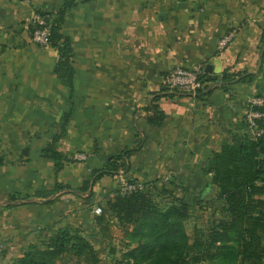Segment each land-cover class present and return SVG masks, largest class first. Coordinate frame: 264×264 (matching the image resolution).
Returning <instances> with one entry per match:
<instances>
[{"label":"crops","instance_id":"0c3cea01","mask_svg":"<svg viewBox=\"0 0 264 264\" xmlns=\"http://www.w3.org/2000/svg\"><path fill=\"white\" fill-rule=\"evenodd\" d=\"M66 1L60 32L72 48L71 86L55 72L56 49L29 35L33 12L53 18ZM0 30V264L43 247L64 226L102 246V264L132 262L136 225L94 221L120 174L164 186V194L149 189L162 207L187 203L185 230L190 219L193 230L207 228L209 209L197 204L214 194L207 160L245 132V101L264 94V0H0ZM175 66L256 77L227 88L206 82L186 95L167 89ZM54 137L57 172L42 153ZM115 158L123 167L108 170Z\"/></svg>","mask_w":264,"mask_h":264},{"label":"trees","instance_id":"16d2710c","mask_svg":"<svg viewBox=\"0 0 264 264\" xmlns=\"http://www.w3.org/2000/svg\"><path fill=\"white\" fill-rule=\"evenodd\" d=\"M71 4L66 1L53 18L47 17L45 26L49 30L48 45L56 49L58 60L55 72L61 81L71 86L73 69L70 39L60 32L65 9ZM32 27L29 24L31 38ZM264 47V30L261 34ZM264 61V49L261 54ZM253 74H230L220 77L202 72L200 80L206 84L219 83L227 88L233 82H252ZM206 86V85H205ZM202 90V89H201ZM199 90V91H201ZM256 97L264 94L257 92ZM68 113L62 118V129ZM159 116L151 120L157 124ZM262 133L251 138L246 131L224 142L218 151L210 154L205 172L211 174L214 194L210 199L198 201L211 215L207 228H195L194 236L186 233L184 222L190 217L189 205L177 200L162 207L154 200L149 190L130 195H115L101 207L95 223L106 226L112 219L117 224H135L133 233L138 245L128 252L132 262L126 264H201L203 261L216 264H264V119L258 121ZM245 126V124H244ZM58 137H54L43 149L44 156L53 159L55 172L62 167V155L56 149ZM128 149L125 153H131ZM123 167L116 158L107 169L116 171ZM97 171H94L96 173ZM96 175L95 178L99 177ZM89 181H84V190ZM62 188L61 185H59ZM163 192H168L164 186ZM103 225V226H102ZM11 264H102L96 248L80 231L69 226L58 229L43 247L31 245Z\"/></svg>","mask_w":264,"mask_h":264},{"label":"built area","instance_id":"2783aa9c","mask_svg":"<svg viewBox=\"0 0 264 264\" xmlns=\"http://www.w3.org/2000/svg\"><path fill=\"white\" fill-rule=\"evenodd\" d=\"M29 23L32 27L31 41L42 46L48 45L49 30L45 26L44 18L37 12H33ZM228 40V36L222 38L218 43V48L221 49ZM202 72H204L203 66H197L192 69L175 66L166 75L165 83L167 89L181 94L193 95L204 87L203 82L199 78ZM261 119H264V99L256 96L248 97L245 101L243 121L245 131L249 137L254 139L261 135L262 129L258 124V121ZM75 157L82 160L85 158V155L83 153H76ZM167 180L168 176L164 177L163 181L166 182ZM149 189H152V187L145 181L139 179L128 180L122 174L119 175L117 192L121 196ZM93 213L96 215L101 214V207L98 205L95 206Z\"/></svg>","mask_w":264,"mask_h":264},{"label":"rangeland","instance_id":"374dc122","mask_svg":"<svg viewBox=\"0 0 264 264\" xmlns=\"http://www.w3.org/2000/svg\"><path fill=\"white\" fill-rule=\"evenodd\" d=\"M164 184H165V183H164ZM153 190H155V191L158 190V192L161 193V194L163 193V191H162V189H161V186L158 187V188H156V186H153ZM155 193H156V192H155ZM155 193L153 192V193H151V195H155ZM163 194H164V193H163ZM209 212L211 213V211H209ZM210 213L207 215V219H208V220H209V219L211 220L213 217H220L218 212H216L215 215H214V214L211 215ZM193 221H194V219H193ZM193 221L190 219V220L186 223V230H187L188 234L190 235V237L194 236L193 225H195V224H193ZM205 228H206V227H205ZM116 234H117L116 231H112L113 238L116 237ZM95 248H96V251L98 252L99 255L103 254L102 251H103L104 249H103L102 246L97 245ZM115 249H116V247H115ZM201 264H216V263H214V262H203V263H201Z\"/></svg>","mask_w":264,"mask_h":264},{"label":"water","instance_id":"95a60500","mask_svg":"<svg viewBox=\"0 0 264 264\" xmlns=\"http://www.w3.org/2000/svg\"><path fill=\"white\" fill-rule=\"evenodd\" d=\"M44 21H46V18H44ZM211 65H209V64H207L206 66H205V72H208V73H210L211 72ZM258 86V85H257Z\"/></svg>","mask_w":264,"mask_h":264}]
</instances>
